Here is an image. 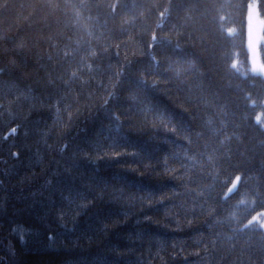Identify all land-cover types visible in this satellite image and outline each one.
Masks as SVG:
<instances>
[{"label": "trees", "instance_id": "1", "mask_svg": "<svg viewBox=\"0 0 264 264\" xmlns=\"http://www.w3.org/2000/svg\"><path fill=\"white\" fill-rule=\"evenodd\" d=\"M250 1L0 0V264H264Z\"/></svg>", "mask_w": 264, "mask_h": 264}, {"label": "rangeland", "instance_id": "2", "mask_svg": "<svg viewBox=\"0 0 264 264\" xmlns=\"http://www.w3.org/2000/svg\"><path fill=\"white\" fill-rule=\"evenodd\" d=\"M257 2L256 0H251L248 3L247 7V48L250 56V64H251V71L253 73L262 75L264 77V63L261 60L260 57V44L262 40V33L257 34L255 32V29L253 31V35L251 38V41L249 40V22L250 20L253 22L255 25V28H261L264 26V22L259 16L258 10H257ZM238 181V177L235 178L234 182L232 183L230 190H233L234 187L236 186V183ZM259 222L261 225V228L264 231V211L258 212L255 214V218H253Z\"/></svg>", "mask_w": 264, "mask_h": 264}, {"label": "bare ground", "instance_id": "3", "mask_svg": "<svg viewBox=\"0 0 264 264\" xmlns=\"http://www.w3.org/2000/svg\"><path fill=\"white\" fill-rule=\"evenodd\" d=\"M176 11V8L174 6H172V4L170 5L169 9H166L164 11H161L159 12L156 8L154 10V13H153V16H154V19H153V23L151 22L150 26L149 27H145L143 24H135L134 25V29H138V33H134V34H130L131 38L133 40H137V39H140V38H144V39H147L148 36H149V30L151 28V26L153 25V27L155 29L157 28H160L162 25H165L166 22L168 20L167 17H170L172 13H174ZM166 20V21H165ZM174 22H176L174 19H172ZM133 28V27H132ZM153 33V32H152ZM151 33V34H152ZM150 34V38L151 40H154V37H152V35ZM237 184V183H236ZM236 187V186H235ZM234 187V188H235ZM255 218V215L251 218V220H255L253 219ZM205 253H207L208 251L207 250H204Z\"/></svg>", "mask_w": 264, "mask_h": 264}, {"label": "snow or ice", "instance_id": "4", "mask_svg": "<svg viewBox=\"0 0 264 264\" xmlns=\"http://www.w3.org/2000/svg\"><path fill=\"white\" fill-rule=\"evenodd\" d=\"M255 29V32L257 34H261L264 33V27L261 28H255V25L253 24V22L250 20L249 22V40L251 41L252 35H253V31Z\"/></svg>", "mask_w": 264, "mask_h": 264}]
</instances>
